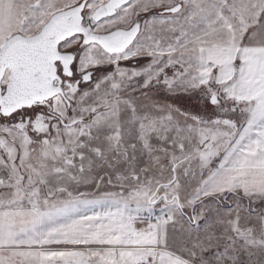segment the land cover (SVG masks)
I'll use <instances>...</instances> for the list:
<instances>
[{
    "label": "snow or ice",
    "instance_id": "snow-or-ice-1",
    "mask_svg": "<svg viewBox=\"0 0 264 264\" xmlns=\"http://www.w3.org/2000/svg\"><path fill=\"white\" fill-rule=\"evenodd\" d=\"M0 194V264H264V0H0Z\"/></svg>",
    "mask_w": 264,
    "mask_h": 264
},
{
    "label": "rangeland",
    "instance_id": "rangeland-1",
    "mask_svg": "<svg viewBox=\"0 0 264 264\" xmlns=\"http://www.w3.org/2000/svg\"><path fill=\"white\" fill-rule=\"evenodd\" d=\"M31 163H32L34 166H36L37 168H39V166H40L41 163H47L49 169H50L51 166H52V162H51L50 160L47 161V162L42 161V160H41V157H40L38 154H33V157H32V160H31ZM3 195H5V194H0V197H2Z\"/></svg>",
    "mask_w": 264,
    "mask_h": 264
}]
</instances>
